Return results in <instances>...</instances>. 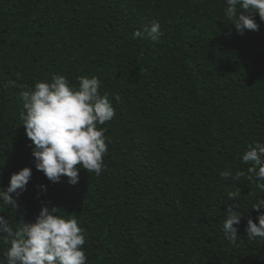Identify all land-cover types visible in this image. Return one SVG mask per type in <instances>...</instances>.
Wrapping results in <instances>:
<instances>
[{"label":"trees","instance_id":"1","mask_svg":"<svg viewBox=\"0 0 264 264\" xmlns=\"http://www.w3.org/2000/svg\"><path fill=\"white\" fill-rule=\"evenodd\" d=\"M227 7V0H0V188L24 168L33 173L18 209L0 199L14 230L21 220L35 223L43 207L60 208L84 229L87 264H264V238L246 232L248 220L258 225L264 214V205L253 209L264 191L234 178L249 167L248 146L264 144V21L256 14L259 32L240 35ZM153 20L158 41L134 38ZM54 74L77 88L80 76L99 77L116 112L101 126L104 171L81 167L76 185L37 170L21 89L8 86L34 88ZM229 207L242 214L239 249L223 232ZM9 247L0 240V264Z\"/></svg>","mask_w":264,"mask_h":264},{"label":"clouds","instance_id":"2","mask_svg":"<svg viewBox=\"0 0 264 264\" xmlns=\"http://www.w3.org/2000/svg\"><path fill=\"white\" fill-rule=\"evenodd\" d=\"M227 5L225 15L233 21L240 35L246 30L259 32L255 15L264 21V0H227ZM160 28L159 22L153 20L150 29L135 32L134 38L156 42L162 35ZM20 79L17 74V80ZM8 86L21 89L19 96L23 100V110L20 119L31 141L29 147H33L38 171L52 183H60L63 177H67L72 185L79 183L81 167L88 174L101 175L104 156L108 152L107 129L101 126L113 120L116 112L109 96H101L99 92V77L80 76L78 88L59 74L52 75L50 83H35L34 88L12 80ZM242 159L249 167L246 172L237 170L234 178L239 181L246 177L255 188L264 191V144H250ZM32 175L31 168L14 173L7 190L0 188V199L14 210L18 209V197L27 190ZM220 175L227 180L231 174L224 171ZM239 196L237 190L230 192L227 199L237 200ZM261 205H264V199L254 204L253 209L260 212ZM234 207L239 208L238 203ZM60 210L43 207L35 223L21 220L16 230L11 221L0 215V240L10 245L4 253L7 264H87L83 250L86 244L84 229L79 226L75 214L64 218L58 215ZM241 219L242 214L229 207L223 221L224 236L237 249L243 243L242 240L237 243L240 237L235 227ZM258 220V225L252 219L248 220L246 232L249 240L264 238V214L259 215Z\"/></svg>","mask_w":264,"mask_h":264}]
</instances>
